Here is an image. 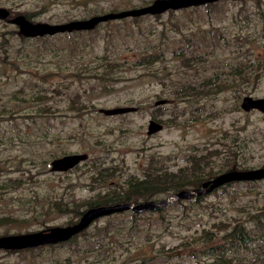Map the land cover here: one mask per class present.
<instances>
[{"label":"rangeland","instance_id":"1","mask_svg":"<svg viewBox=\"0 0 264 264\" xmlns=\"http://www.w3.org/2000/svg\"><path fill=\"white\" fill-rule=\"evenodd\" d=\"M152 1L0 0V7L66 23ZM32 70L54 75L41 81ZM247 96L264 97V0L36 37L0 20V235L74 225L100 201L158 202L177 185L264 166V114L242 108ZM117 107L132 111L100 112ZM149 121L162 127L147 133ZM81 153L87 157L74 167L51 169L54 159ZM239 222L250 228L247 243L221 239ZM84 229L58 245L0 249V264H264V179L154 211L112 212Z\"/></svg>","mask_w":264,"mask_h":264},{"label":"water","instance_id":"2","mask_svg":"<svg viewBox=\"0 0 264 264\" xmlns=\"http://www.w3.org/2000/svg\"><path fill=\"white\" fill-rule=\"evenodd\" d=\"M215 1L222 0H154L145 6L124 9L122 11L103 15H96L88 19L72 20L66 23L33 22L22 14L12 15V17H10L9 12L5 8L0 7V19L6 20L10 24L16 25L23 35L27 37H36L71 32L73 30H90L98 23L107 20L122 19L127 17H140L150 14L154 15L169 9L187 8L205 3H212ZM157 103H164V100H160ZM242 108L245 111H249L251 109L258 110L264 114V97L253 98L247 96L244 98ZM129 111H132V108L117 107L100 110V112L104 113L105 115H116ZM149 127L150 132H153L154 130L160 129L162 125L157 124L154 121H150ZM86 157V153L65 155L63 157L54 159L52 161L51 169L61 171L67 170L74 167L79 161L85 159ZM262 178H264V166L246 170L231 169L202 182L201 186L199 187L192 188L191 190L179 191L175 196L166 197L162 200H158V202L149 200L140 204L116 203L108 206H93L84 211L78 222H76L74 225L54 226L47 227L40 231L0 235V249L20 250L23 248L38 247L45 244L65 242L73 235L89 226L95 219L112 212H120L129 209L134 212L145 211L148 209L153 210L159 205L168 203L173 199L186 197L189 198L194 195H199L203 193L205 189L210 191L228 182L240 180H259Z\"/></svg>","mask_w":264,"mask_h":264},{"label":"trees","instance_id":"3","mask_svg":"<svg viewBox=\"0 0 264 264\" xmlns=\"http://www.w3.org/2000/svg\"><path fill=\"white\" fill-rule=\"evenodd\" d=\"M10 16H12V15H10ZM27 19H30L31 18V16H29V15H26L25 16ZM2 35H6L5 33H2ZM37 58H38V56H36ZM39 59V58H38ZM259 60V59H258ZM22 63H24V62H22ZM21 63V64H22ZM10 64H15V62L14 61H12V62H9L8 63V65H10ZM32 73H34V75L37 77V78H39L41 81H47L48 80V78L49 77H51L49 74H53L54 75V73L53 72H46V73H43V72H40V73H37V72H35V71H33L32 70ZM18 95H23V93L21 92V91H19V94ZM18 95H16V97H18ZM34 95V94H33ZM29 98H31L32 100L30 101L31 103H32V106H35L37 103H38V100H36L37 98L35 97V96H31V97H29ZM26 103V102H25ZM28 106H29V104H28ZM199 178V177H198ZM211 178V177H210ZM203 179V178H202ZM209 179V178H208ZM264 178H262V179H260V180H263ZM17 181V180H16ZM203 180H199V181H197V182H195V181H193L191 184L190 183H187L186 185H177V186H175V187H173L175 190H177V189H179L180 188V190H184V189H182V188H184V187H186L187 185H189V186H193L192 188H196V187H199L200 186V184H201V182H202ZM257 181H259V180H252V182L254 183V182H257ZM221 186H223V185H221ZM220 186V187H221ZM219 187H217V188H215V189H218ZM179 190V191H180ZM178 192V191H177ZM155 196V195H154ZM151 196H145V199H147V198H150ZM198 197V196H197ZM198 198H201V197H198ZM127 199V197H116V199L114 200V201H112V202H105V201H100V202H97V203H94L92 206H90V207H93V206H100V205H106V206H108V205H112V204H116L117 202H124V201H127L126 200ZM161 208H159L158 210H160ZM154 210H156V209H153V211ZM116 213V212H115ZM112 215V214H111ZM80 217V216H79ZM241 222H239V223H236V225L235 226H233L232 228H229L228 230H225L224 231V234H223V236L221 237V239L223 238L224 240H232V239H238V240H242V239H245V243H247L248 242V233H247V231L248 230H250V228L248 229H246L245 228V224L243 225V223H241ZM85 229H83V230H81L80 232H78V233H76L75 235H73L70 239H68L67 241H65V242H68V241H71V240H73V238L77 235V234H79V233H81V232H83ZM204 237L206 238V237H208V239H209V242H213V241H215L216 239H217V235H208V236H205L204 235ZM65 242H60V243H53V244H56V245H58V244H61V243H65ZM228 244V247L230 248V247H232V245H229V243H227ZM17 251V250H16ZM145 253V252H144ZM189 253H192V252H189ZM181 253H179L178 255H180Z\"/></svg>","mask_w":264,"mask_h":264},{"label":"flooded vegetation","instance_id":"4","mask_svg":"<svg viewBox=\"0 0 264 264\" xmlns=\"http://www.w3.org/2000/svg\"><path fill=\"white\" fill-rule=\"evenodd\" d=\"M10 14V13H9ZM11 15V14H10ZM10 17H12V16H10ZM1 20V19H0ZM2 21H5V22H7L6 20H2ZM156 104H158L157 102H156ZM149 124H150V121H149ZM150 128V127H149ZM148 128V131H147V133L148 132H150V129ZM86 159V158H85ZM231 170V169H230ZM235 170V169H234ZM232 182H234V181H232ZM228 183H231V182H228ZM228 183H226V184H228ZM200 186H201V184H200ZM191 190V189H190ZM214 190V189H213ZM102 217H104V216H102ZM101 218V217H100ZM96 220V219H95ZM95 220L92 222V223H94L95 222ZM12 234V233H11ZM2 235H8V234H2ZM1 250H4L5 252H9V253H13L14 251H16V250H13V249H10V250H8V249H1ZM21 250V249H20Z\"/></svg>","mask_w":264,"mask_h":264},{"label":"bare ground","instance_id":"5","mask_svg":"<svg viewBox=\"0 0 264 264\" xmlns=\"http://www.w3.org/2000/svg\"><path fill=\"white\" fill-rule=\"evenodd\" d=\"M206 4H209V3H205L204 5H206ZM8 23V22H7Z\"/></svg>","mask_w":264,"mask_h":264}]
</instances>
